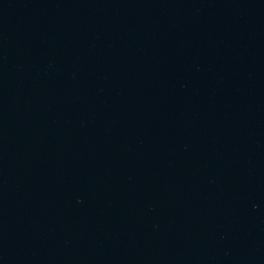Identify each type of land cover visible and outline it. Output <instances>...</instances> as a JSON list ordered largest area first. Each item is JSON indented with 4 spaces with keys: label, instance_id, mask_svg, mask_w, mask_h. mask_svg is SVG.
I'll list each match as a JSON object with an SVG mask.
<instances>
[{
    "label": "water",
    "instance_id": "95a60500",
    "mask_svg": "<svg viewBox=\"0 0 264 264\" xmlns=\"http://www.w3.org/2000/svg\"><path fill=\"white\" fill-rule=\"evenodd\" d=\"M0 264H264V0H0Z\"/></svg>",
    "mask_w": 264,
    "mask_h": 264
}]
</instances>
